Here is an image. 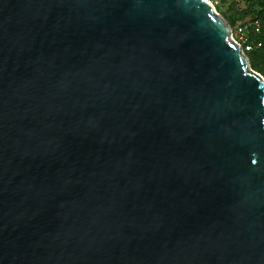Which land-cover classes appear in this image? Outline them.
<instances>
[{"label":"water","instance_id":"obj_1","mask_svg":"<svg viewBox=\"0 0 264 264\" xmlns=\"http://www.w3.org/2000/svg\"><path fill=\"white\" fill-rule=\"evenodd\" d=\"M229 33L204 0H0V264H264Z\"/></svg>","mask_w":264,"mask_h":264},{"label":"rangeland","instance_id":"obj_2","mask_svg":"<svg viewBox=\"0 0 264 264\" xmlns=\"http://www.w3.org/2000/svg\"><path fill=\"white\" fill-rule=\"evenodd\" d=\"M213 7L216 15L229 23L228 16L230 13H241L246 8H252L255 11L263 8L261 14L248 15L246 19H251L255 16L264 18V0H207ZM250 17V18H249ZM239 21L236 22V24ZM230 24V23H229ZM248 69L258 74L264 80V51L254 53L252 56H247Z\"/></svg>","mask_w":264,"mask_h":264},{"label":"built area","instance_id":"obj_3","mask_svg":"<svg viewBox=\"0 0 264 264\" xmlns=\"http://www.w3.org/2000/svg\"><path fill=\"white\" fill-rule=\"evenodd\" d=\"M263 27L264 18L255 16L251 19H246L234 26L230 25L229 39L238 45L242 53L246 54L263 45Z\"/></svg>","mask_w":264,"mask_h":264},{"label":"trees","instance_id":"obj_4","mask_svg":"<svg viewBox=\"0 0 264 264\" xmlns=\"http://www.w3.org/2000/svg\"><path fill=\"white\" fill-rule=\"evenodd\" d=\"M263 11V8L255 11L254 9L252 8H246L244 11H242L241 13H237V12H234V13H230L229 16H228V20H229V23L231 26H234L236 24L237 21L241 22V21H244L246 20V17L249 15L251 17V15H259L261 14V12ZM249 17V18H250ZM248 18V17H247ZM263 34H264V27H263ZM263 36V35H262ZM261 36V37H262ZM264 51V43L263 45L260 47V48H256V49H253L252 51L250 52H247L246 55L247 56H252L254 53H257V52H262Z\"/></svg>","mask_w":264,"mask_h":264},{"label":"bare ground","instance_id":"obj_5","mask_svg":"<svg viewBox=\"0 0 264 264\" xmlns=\"http://www.w3.org/2000/svg\"><path fill=\"white\" fill-rule=\"evenodd\" d=\"M204 1H206L207 3H209L207 0H204ZM210 4V3H209ZM211 5V4H210ZM211 7H212V5H211ZM213 8V7H212ZM223 22V21H222ZM224 25V24H223ZM225 26V25H224Z\"/></svg>","mask_w":264,"mask_h":264}]
</instances>
